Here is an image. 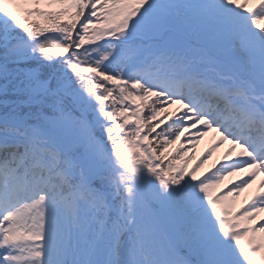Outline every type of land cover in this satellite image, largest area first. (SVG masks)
Wrapping results in <instances>:
<instances>
[{
  "label": "snow or ice",
  "instance_id": "obj_1",
  "mask_svg": "<svg viewBox=\"0 0 264 264\" xmlns=\"http://www.w3.org/2000/svg\"><path fill=\"white\" fill-rule=\"evenodd\" d=\"M258 177L264 0H0V264H264Z\"/></svg>",
  "mask_w": 264,
  "mask_h": 264
},
{
  "label": "rangeland",
  "instance_id": "obj_2",
  "mask_svg": "<svg viewBox=\"0 0 264 264\" xmlns=\"http://www.w3.org/2000/svg\"><path fill=\"white\" fill-rule=\"evenodd\" d=\"M171 2L173 3H198L199 0H171ZM174 20L176 22H174V27H175V34L177 33L178 35H182L185 32H189L190 30H193L194 27L193 26H189L188 25H193L196 22L194 21L193 16L190 15V17L188 15H185L183 13L177 12ZM169 23V26H171V23ZM211 134L209 133V135L207 137H204L198 144V146L195 149L191 148V145L188 144L186 145L189 149H190V155H193V159L191 160V165H195L197 163L198 160L201 159L202 155L205 153V151L211 146ZM221 160V159H220ZM217 159V156L212 155L211 159L207 161V163H205L200 171V173H198V175L203 174L204 172H206L207 170H210L211 168H213L212 166L215 164L216 166L219 165V161ZM242 175V174H241ZM233 181H239L238 177H231V179H226L223 181V183L220 185V188L216 190V193H219L221 190L226 191L228 189V187H231L233 184ZM259 188L256 187V189H248L246 190L242 195H240L237 199H236V207L237 209L243 207L246 202L251 201L252 197L254 195H256V190H258ZM164 224L165 226H168V224H170V222H172L173 224L176 225V231L175 232H171L169 233V240H167V238H165V243H168L170 240L173 241L174 245V250H175V258H177L178 260H184L180 257L179 252L177 251L178 249H181L182 251L184 250L185 252L192 254L193 257H195L196 259H199V257L197 256L195 250L190 247V242L184 237V235L182 234V229L180 224L177 221H173L171 219H167L164 218ZM258 220H264V214H261L258 217ZM169 230V229H167Z\"/></svg>",
  "mask_w": 264,
  "mask_h": 264
},
{
  "label": "bare ground",
  "instance_id": "obj_3",
  "mask_svg": "<svg viewBox=\"0 0 264 264\" xmlns=\"http://www.w3.org/2000/svg\"><path fill=\"white\" fill-rule=\"evenodd\" d=\"M237 177L239 176V174L238 175H236Z\"/></svg>",
  "mask_w": 264,
  "mask_h": 264
}]
</instances>
